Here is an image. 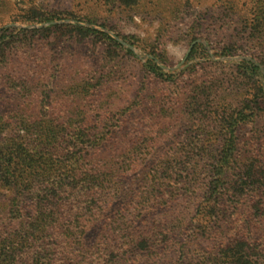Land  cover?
I'll list each match as a JSON object with an SVG mask.
<instances>
[{
	"label": "rangeland",
	"instance_id": "1",
	"mask_svg": "<svg viewBox=\"0 0 264 264\" xmlns=\"http://www.w3.org/2000/svg\"><path fill=\"white\" fill-rule=\"evenodd\" d=\"M261 91L264 0H0V138L28 146L34 176L89 182L62 207L89 222L87 255L101 242L125 264H214L218 228L195 210L218 143L200 120L251 101L235 144L264 156ZM240 204L227 223L252 213ZM121 225L167 232L133 250Z\"/></svg>",
	"mask_w": 264,
	"mask_h": 264
},
{
	"label": "trees",
	"instance_id": "2",
	"mask_svg": "<svg viewBox=\"0 0 264 264\" xmlns=\"http://www.w3.org/2000/svg\"><path fill=\"white\" fill-rule=\"evenodd\" d=\"M135 1L123 0L127 5ZM153 73L162 76L158 68H153ZM250 103L236 110L224 109L211 120H200L215 125L207 133L218 143L201 170L205 183L201 184V201L195 210V216L212 219L218 228L214 264H264V156L257 154L241 160L234 137L240 126L254 118ZM62 132L64 130L48 134L57 140ZM28 151V146L21 142L14 144L0 138V191L7 193L0 210V256L3 260L0 264L127 263L124 260L126 252L119 254L110 245L99 242V256L96 253L87 255L88 250L79 247L90 224L79 221L85 218L77 214L79 211L65 220L63 202L73 201L77 195L86 196L93 189L83 178L34 176L35 168L41 166L29 158ZM41 163L44 168L50 165L46 160ZM241 201L252 212L244 218V227L225 220L226 215L239 209ZM128 228L121 225L117 234L124 236L133 250L136 242L143 250L147 240L149 244L159 243V237L167 232L154 227L149 233L155 231L156 238L148 239L147 232L138 235ZM105 238L112 239L107 234Z\"/></svg>",
	"mask_w": 264,
	"mask_h": 264
}]
</instances>
